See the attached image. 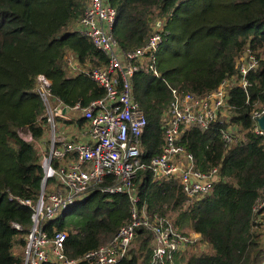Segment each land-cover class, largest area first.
Listing matches in <instances>:
<instances>
[{"label":"trees","instance_id":"16d2710c","mask_svg":"<svg viewBox=\"0 0 264 264\" xmlns=\"http://www.w3.org/2000/svg\"><path fill=\"white\" fill-rule=\"evenodd\" d=\"M85 1L0 0V264H22L23 252L17 251L25 247L32 212L16 199L36 203L41 191L43 169L36 144L46 121L38 76L48 80L52 99L66 107L84 108L105 94L88 73L104 67L108 57L74 31ZM107 2L117 12L112 36L124 52L143 47L153 26L163 24L157 76L145 68L132 76V92L147 122L140 144L143 162L162 152L161 117L172 90L203 97L230 81V125L242 134L226 144L222 123L185 129L179 144L200 171L217 168L218 181L196 200L184 194L177 180L153 181L150 170H139L136 207L151 216H168L179 231L197 234L209 248L184 253L175 264H264V137L253 131V113L264 108V0ZM246 53L255 57L257 66L248 72L244 90L232 78H239L236 64ZM68 55L82 70H69ZM131 211L127 195L92 190L61 218L46 222L44 231L50 239L66 233L65 254L78 259L107 244L129 222ZM152 239L151 232L138 228L134 248L132 242L120 264H149Z\"/></svg>","mask_w":264,"mask_h":264},{"label":"built area","instance_id":"2783aa9c","mask_svg":"<svg viewBox=\"0 0 264 264\" xmlns=\"http://www.w3.org/2000/svg\"><path fill=\"white\" fill-rule=\"evenodd\" d=\"M116 18L117 12L107 0H86L84 13L74 26L75 32L85 36L108 57L104 67L88 73L105 91L101 99L84 108L80 104L66 107L52 99L48 80L42 75L37 78V87L40 88L37 92L45 108L50 139L43 149L37 147L43 180L36 203L16 199L19 205L32 212L31 225L23 238L22 264H120L129 256V247L138 228H144L153 236L149 264H175V258L193 244L192 238L180 232L168 219L151 216L144 208L136 207L138 195L134 180L137 172L150 170L153 181L177 180L188 198L200 199L218 181V170L212 168L202 172L197 168L192 154L179 144L182 133L193 126L206 128L219 122L226 125L223 131L226 144H232L239 137L237 127L230 125L233 115L227 102L230 81L222 82L215 91L203 97L172 90L171 103L161 117L164 129L162 152L147 164L143 162L140 144L147 122L132 92V76L144 68L157 76L155 66L163 24L159 21L153 26V32L143 47L124 52L112 36ZM256 61L252 54L246 53L236 64L239 78L233 77L232 80L244 90L248 85L247 74L255 69ZM68 66L72 73L82 70L72 57H69ZM78 112L86 123L88 141L57 137V120L69 122L73 118L67 114ZM262 114L264 108L260 113H253V131L264 137L256 123ZM24 139L32 142L30 136ZM92 190L127 195L132 203L131 217L107 244L81 258L69 259L64 251L66 233H55L50 239L44 231V224L61 218L77 203L83 202ZM13 228L22 231L18 224H13Z\"/></svg>","mask_w":264,"mask_h":264},{"label":"crops","instance_id":"0c3cea01","mask_svg":"<svg viewBox=\"0 0 264 264\" xmlns=\"http://www.w3.org/2000/svg\"><path fill=\"white\" fill-rule=\"evenodd\" d=\"M67 116H71L73 120L69 122L67 121L65 122L62 119L57 120V122H59V126L57 129L58 132L57 137H65L66 139L69 140L76 139L82 142L88 141V137L85 134L86 123L83 121V123L78 124L77 123L78 121L75 120L74 113H68ZM81 119L83 120L82 116ZM49 139H50V128L47 126L44 132V136L42 137V140H40L36 146L43 149V146H46ZM190 235H192V232L190 233ZM194 237H198V235L194 233ZM153 246H154V242L152 239V245H151L152 250H153Z\"/></svg>","mask_w":264,"mask_h":264},{"label":"rangeland","instance_id":"374dc122","mask_svg":"<svg viewBox=\"0 0 264 264\" xmlns=\"http://www.w3.org/2000/svg\"><path fill=\"white\" fill-rule=\"evenodd\" d=\"M161 26H162V24H161ZM67 57H71L70 55H68ZM68 61H69V59H68ZM256 66H257V61H256V64H255V68H256ZM69 71V70H68ZM71 71V70H70ZM71 72H73V71H71ZM38 89H40L39 88V86L37 87ZM42 91V90H41ZM52 103H54V101H52ZM74 117H75V120L76 121H78V120H80V118H81V114L78 112V113H74ZM240 137L242 136V134L241 135H239ZM170 222H171V219L167 216L166 217ZM181 232V231H180ZM182 233L183 234H185L186 236H188V237H190V238H192V241H193V244H191V247H189L187 250H186V252H185V254H189L190 252H198V253H202V252H208L209 251V248L206 246V245H204L203 243H201L200 241H199V237H194V233H192V235H190V233L191 232H189V231H182ZM134 241V240H133ZM134 248V242L132 243V245H131V247H130V249L131 248ZM16 249H18V248H16ZM23 252L24 253V249L23 250H18L17 252ZM16 252V251H15Z\"/></svg>","mask_w":264,"mask_h":264},{"label":"water","instance_id":"95a60500","mask_svg":"<svg viewBox=\"0 0 264 264\" xmlns=\"http://www.w3.org/2000/svg\"><path fill=\"white\" fill-rule=\"evenodd\" d=\"M256 123L258 128L264 132V114H262L260 117L256 119ZM263 196H264V191H263Z\"/></svg>","mask_w":264,"mask_h":264}]
</instances>
